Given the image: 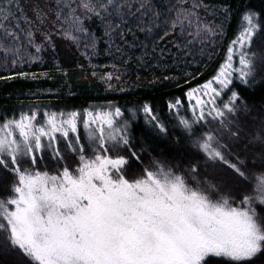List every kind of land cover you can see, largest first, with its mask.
<instances>
[{
    "label": "snow or ice",
    "instance_id": "1",
    "mask_svg": "<svg viewBox=\"0 0 264 264\" xmlns=\"http://www.w3.org/2000/svg\"><path fill=\"white\" fill-rule=\"evenodd\" d=\"M210 7L205 0H45L43 7L34 3L26 10L24 0H0V66L40 61L56 36L89 59L101 41L110 55L141 46L147 56L148 45L153 55L158 50L163 56L169 46L187 53L195 45L206 47L222 32L206 18ZM243 20L247 26L231 42L219 73L186 93L194 101L192 118L181 117L179 124L186 135L196 136L192 146L207 166H223L237 182L255 180L253 194L237 202L221 191L227 181H201L196 164L188 169L193 187L183 173L155 159L151 168L129 179L130 161L143 166V152L135 150L119 107L85 110L83 118L78 111H48L40 121L34 110L0 122V168L14 177L12 195L0 198L4 251L18 252L29 264H208L210 258L245 264L264 253V218L255 207H264V173L250 179L245 171L249 165L264 169V119L253 117V124L259 123L251 132L236 119H224L250 111L230 86L235 73L242 87L253 89L249 81L255 77L256 57L250 49L264 25L255 12ZM93 24L101 28L100 35ZM138 34L147 44L136 43ZM16 75L28 76L0 79ZM113 78L112 72L101 76L109 88ZM180 104L176 100L169 107ZM143 111L153 127L165 131L149 105ZM209 117L221 121L219 128L197 136L195 128L204 127ZM80 127L87 147L80 141ZM60 139L77 157L74 169L65 162ZM45 152L59 165L51 173L39 167Z\"/></svg>",
    "mask_w": 264,
    "mask_h": 264
},
{
    "label": "trees",
    "instance_id": "2",
    "mask_svg": "<svg viewBox=\"0 0 264 264\" xmlns=\"http://www.w3.org/2000/svg\"><path fill=\"white\" fill-rule=\"evenodd\" d=\"M216 1L226 5L228 20L225 31L215 47L212 45L203 48L193 46L187 53H183L185 57L182 58L184 55L168 57L164 54L161 56L158 50L153 55L151 54V45L147 56H144L145 52L141 51V46L138 53L131 54L125 48L123 55H110L106 51L105 44L102 43L96 56L80 61L77 56L70 54L73 52L71 48L60 45L55 48L53 57H59L64 69L52 67L55 65L50 56L48 60L51 64L47 65L46 63V74L39 73L32 80L0 79V106L4 104L23 106L21 110L11 108L0 110V120L14 116L16 113L20 114L21 111L31 110L33 107L37 108L40 115H43L47 111L83 112L85 109L97 105H118L128 122L135 150L143 152L141 155L143 166L134 160L130 161L127 168L129 179L141 175L143 167L151 168V161L155 159L171 166L175 171L183 173L188 178V183L193 187L195 183L189 178L188 169L191 165L196 164L198 165L197 175L201 181L208 180L213 183L227 181V187L221 191L232 195L237 202L244 194H253L255 180L237 182L231 178V173L223 166H207L203 155L192 146V141L196 139V136L186 135L179 124L181 117L192 118V104L186 93L192 88L205 84L219 73L226 60L227 49L242 30L239 23L244 22L243 16L248 12H255L258 23L264 25V0ZM143 44H147L146 39L143 40ZM169 47L175 52L177 51L175 47ZM250 55L256 57L253 68L255 77L249 81V84L253 85V89L242 87L236 79L230 86L233 90L240 92L250 111L247 116L239 113L227 115L224 118L238 120L244 126L245 131L249 132L259 123L257 120V124L254 125L253 117L264 119V64L260 63L261 60H264V31H261L260 35L252 41ZM112 57L119 62L121 71L125 74L124 78L118 81L115 91L104 90V81L101 79V76L105 74V68L102 69L103 62L112 60ZM168 60L170 62H165ZM0 77L4 76L0 75ZM48 88L51 89L48 93L45 92L42 95L36 93ZM225 92L227 93L228 90L225 89ZM223 96L224 100H227V95ZM36 97L39 101H36ZM176 100L181 101L180 106L177 109H171L169 105L175 103ZM145 104L151 107L152 115L156 116L159 123L163 124L164 132L153 127L149 115L143 111ZM203 123L204 127L197 126L195 128L197 136L203 131H216L221 121L209 117ZM81 143L87 147L85 136L82 137ZM59 148L65 157L67 166L74 169L78 163L75 154L68 150L66 142L62 139ZM121 154L127 155L126 152ZM43 156L44 160L39 165L42 171L46 168L51 173L59 167L52 162L47 152ZM23 167H28V165L24 164ZM245 171L249 174L250 179L253 173H264V169L253 168L251 165ZM0 173L9 178L7 186H5L7 180L3 175L0 180V192L7 188L4 193L0 194V198H5L12 195L10 185L14 177L4 168H0ZM212 198L216 199L217 197L213 195ZM255 207L259 216L264 218V207L259 204ZM0 241L3 243L2 234H0ZM1 249L2 246H0V264H7L6 260L12 264H29L27 259L18 255L19 261H14L9 256L10 254L2 252ZM216 261L217 258H210L208 264H214ZM245 264H264V253Z\"/></svg>",
    "mask_w": 264,
    "mask_h": 264
},
{
    "label": "rangeland",
    "instance_id": "3",
    "mask_svg": "<svg viewBox=\"0 0 264 264\" xmlns=\"http://www.w3.org/2000/svg\"><path fill=\"white\" fill-rule=\"evenodd\" d=\"M24 2H25L26 10H29L34 3H40V5L42 7L45 5V0H24ZM205 2L208 3L211 6L210 9H209V13L206 15V18L208 20L212 21L213 23H215L218 27L222 26V32L224 33V30H225V27H226V23H227V20H228V11H227L226 5L223 2H218L216 0H205ZM29 15H31L30 11H29ZM245 26H247V24ZM92 27L95 29L96 32H99L101 34V29L96 28L94 24L92 25ZM222 32L220 34H218L217 36H214L212 38V42L209 45H207V46L212 45V47H215L217 45V43L219 42V40H220ZM57 38H60V37L59 36L54 37L55 48H58L60 45L62 46L63 43H66L63 38L62 39H57ZM98 45H99V43H98ZM195 46H201V45H195ZM47 50H49V49L46 47L44 52H46ZM98 51H99V47L97 48V52ZM44 52L41 53L42 60H43V57L46 55ZM183 53H185V52L183 51V49H181L179 51L177 50L175 55L182 56V55H184ZM83 57L85 58V60L88 59L85 56H83ZM35 62L37 63L38 61H34V62L30 63V64H21V65L15 66V67H13L11 65L2 66V67H6L5 68L6 72L8 74H10V75L15 74V72L27 73L28 75H31V76L35 75V77H37L39 75V73L46 74L45 72H42V71H38V70L34 71L33 70ZM225 62H226V60H225ZM233 63H234V67H238L239 66L238 63L236 62L235 58H234V62ZM235 76H236V74L234 73L233 74V78L234 79H235ZM118 81H121V80L119 78H113V80L111 81V84H112L111 88H109L108 84L104 81L103 89L104 90H111L113 88L116 89ZM45 90L46 91H50L51 89L48 88V89H45ZM224 98L225 97L222 95L220 97V100H224ZM224 101H226V100H224ZM192 103H194V101H191V104ZM218 103H219V101H218ZM114 107H116V106H114V105H97V106H94V107H91V108H87L85 110H92L93 112H95L97 110L104 111V110H108L109 108H114ZM191 108H192V105H191ZM32 111L33 110L21 111V113H24V112L31 113ZM84 111L80 112L81 113V118L83 117ZM64 113H68V112H64ZM20 114L16 113L14 116H10L8 118L0 120V122L6 121V120H9V119L18 118ZM43 118H44L43 115H39L38 116V121L42 120ZM120 119L121 120H125L124 114H123V116ZM72 135L73 134H70V136H72ZM79 135H80V141H81L83 136H85V138H86L85 131H84V129L82 127H80V129H79ZM73 139H74V136H73ZM60 142H61V139L59 140V144H60ZM59 144H58V147H59ZM88 154H90V153H88ZM223 263H228V262L224 261L221 258H217V261L214 262V264H223Z\"/></svg>",
    "mask_w": 264,
    "mask_h": 264
},
{
    "label": "bare ground",
    "instance_id": "4",
    "mask_svg": "<svg viewBox=\"0 0 264 264\" xmlns=\"http://www.w3.org/2000/svg\"><path fill=\"white\" fill-rule=\"evenodd\" d=\"M257 17V16H256ZM257 21V20H256ZM258 22V21H257ZM240 24V28H242L243 29V27H245V25L247 24L246 23V21H244V22H242L241 21V23H239ZM95 27H96V25H95ZM96 28H98V29H101V28H99V27H96ZM225 31V30H224ZM96 34L97 35H100V33L99 32H96ZM221 35H223V32H222V34ZM138 36H139V40L138 41H136V43L138 44V45H140V44H143V40L145 39V37H144V35H142L141 36V34H138ZM176 39V42H180L179 41V39H177L176 37H170L169 38V40L170 39ZM57 39H62L61 37L60 38H57ZM127 39L131 42L132 40H133V37L132 36H128L127 37ZM105 44L103 41H101V42H99V45H98V47H100V45L101 44ZM63 45L64 46H68L69 48H71L72 49V51L73 52H71L70 54L72 55V56H77L78 58H79V60L80 61H84L85 60V58L81 55V51H78L75 47H72L71 45H69V44H67V43H63ZM49 50H47L46 52H44L46 55L43 57V60L41 59L40 61H38L37 63L35 62V64H34V67H33V70L35 71H37V70H39V71H42V72H45L46 71V66L48 65V63H50L51 64V62H50V60H48V58L51 56V59H53V63H54V65L55 66H52V67H57V68H62V69H64L63 68V64H62V62H61V60L59 59V57L58 58H54L53 57V54H54V52L56 51V49H55V44H54V47H51V48H48ZM70 49V50H71ZM127 49V51L128 52H131V54H134V52L136 53H138L139 52V50L138 49H140V46L138 47H135V48H126ZM144 50V52L146 51V49H145V47H141V51H143ZM140 51V52H141ZM147 51L149 52L150 51V45H148V47H147ZM175 51L174 50H172L171 49V47H168V51H166L165 52V56H168V57H170V56H172V55H175ZM48 54V55H47ZM53 57V58H52ZM185 57V55L184 56H182V58H184ZM48 62H47V61ZM87 60V59H86ZM165 62H170L169 60L168 61H165ZM46 63H47V65H46ZM113 65H115V68H113ZM6 67H2V66H0V75H2V76H6V77H8V76H10V74H8L7 72H6V69H5ZM103 68H105V74L106 73H108V72H112L113 73V77L114 78H119L120 80L122 79V78H124V76H125V74H123V72L121 71V67H120V64H119V62H117V61H115V59L112 57V60H110V61H106V62H103V65H102V69ZM108 70V71H107ZM107 71V72H106ZM15 74H19V72H15ZM32 76L31 75H28L27 77H22V76H19V75H16V77L15 78H20V79H25V80H32V78H31ZM7 80H11V79H7ZM116 89H111V90H109V91H115ZM48 93V91H41V92H36L38 95H42L43 93ZM50 92V91H49ZM36 101H39V100H37V97H36ZM116 107H119L118 105H115ZM9 108H11V109H13V110H15V109H17V110H21V109H23V106H21V105H13V106H11V105H1L0 106V110H4V109H9ZM31 110H37V108H35V107H33V109H31ZM3 174H1L0 173V180H2V178H1V176H2ZM3 177H5L6 178V183H5V186H7V184H9V181H8V177L6 176V175H3ZM7 189V188H6ZM6 189H3V191H1L0 192V194H2V193H4L5 191H6ZM0 246H2V249H1V251L2 252H5L4 251V242L2 243L1 241H0ZM7 253V252H6ZM9 254V253H8ZM20 256V254L18 253V252H11L10 253V257H12L13 259H14V261H19V257L18 256ZM4 258V257H3ZM16 259V260H15ZM6 263L7 264H12V263H10L8 260H6Z\"/></svg>",
    "mask_w": 264,
    "mask_h": 264
}]
</instances>
